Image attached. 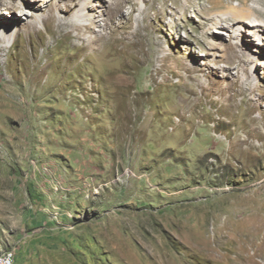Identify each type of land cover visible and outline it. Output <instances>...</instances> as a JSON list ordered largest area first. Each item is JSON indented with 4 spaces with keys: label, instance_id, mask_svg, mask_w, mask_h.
I'll list each match as a JSON object with an SVG mask.
<instances>
[{
    "label": "rangeland",
    "instance_id": "374dc122",
    "mask_svg": "<svg viewBox=\"0 0 264 264\" xmlns=\"http://www.w3.org/2000/svg\"><path fill=\"white\" fill-rule=\"evenodd\" d=\"M79 1L32 2L49 16ZM179 2L130 0L118 12L93 0L94 33H117L88 51L53 39L52 20L6 37L0 255L15 251V264H264V148L244 151L240 141L250 116L264 114V33L207 34L210 0L174 16ZM235 48L252 85L262 84V107L248 114L238 94L222 103L231 119L220 122L212 100L246 75L243 62L231 64Z\"/></svg>",
    "mask_w": 264,
    "mask_h": 264
},
{
    "label": "bare ground",
    "instance_id": "6f19581e",
    "mask_svg": "<svg viewBox=\"0 0 264 264\" xmlns=\"http://www.w3.org/2000/svg\"><path fill=\"white\" fill-rule=\"evenodd\" d=\"M32 1L31 0H0V20H5V15L7 14L9 15V12H11L12 10L14 12L15 9L16 10L18 9L17 15L16 14L13 15V19H15L16 24L13 25L12 23L11 26L5 25L3 27L4 31L3 33L0 34V36L2 35L0 37V46L4 45L6 37H14V36L17 37L22 33H32L38 27L39 23H42L43 26H48L49 20H52V22H54L55 24L53 39H58L59 37L63 39L79 40L81 42L80 47H82V49L85 51L94 48V46L103 38L107 37L109 33L111 34L117 33L116 28L113 30L111 29L109 32H106L104 34L94 33V29L91 24L93 22H91L90 24L88 23V21L89 22L94 21V19L96 18V15L94 13H91L92 11L91 8L92 6H94L93 0H81L71 5L69 3H71L73 0H69V3H65L63 5H57V8L54 11H52L49 16H39L37 12H39L40 6H38ZM129 1L130 0H110L111 5L115 6L118 12H122V9ZM180 1L181 2H179V8L177 7L174 10V13L172 12L174 16H176L181 12L184 13L185 15L186 14L188 15L190 13L189 10L190 7L195 8V5L192 4V0H180ZM233 1H237L238 3L234 5L232 4ZM210 2L212 3V6L205 14L207 20L204 24L207 34H210L212 26H218L223 30L231 31L233 34H235L234 36L238 38L239 36L242 35V32L247 33L249 31L251 32L250 34L253 36H256L258 32L264 33V0H210ZM146 9L141 10V12L144 13L145 17L149 18L148 10ZM195 12H197L196 8H195ZM159 15H160V10H157L155 12V15L153 16L154 17L153 19L154 20L158 19ZM20 16L22 17L31 16L34 21L25 26H20L19 24H17L18 21L22 20ZM107 25L108 23L106 22L104 28H106ZM238 27L243 29L245 28L246 30H239ZM214 31L219 32L218 30H214ZM122 36L124 37L123 34ZM262 39L264 40V36H262ZM138 46L139 45L135 46V48ZM240 48L242 50L244 49L243 46H241ZM244 58L246 59L247 56L245 54L239 55L238 51L235 48V50L233 51L231 64L234 65L235 63L239 64L243 62L247 67L246 75L242 81V84L237 89L227 88V89H219L217 91L219 97L216 101L212 100V102L215 103V105L217 106L216 112L219 114V116H225L223 112L225 114H227L226 111L230 112V110L229 109L227 110L226 107L222 105V103L230 100L231 102L234 103L235 101L234 99L238 94L244 96V98L248 101L249 103L248 114H253L256 111L261 110L262 106L260 104L258 105V99H256L255 97H256V90L260 86H262V84L257 83L255 86L252 85L251 80L255 77V73L248 69L249 66L248 61L244 60ZM34 81L35 80L32 79V82ZM197 104L199 103L197 102ZM227 115L225 116L227 119H224L225 117L224 118L220 117L219 118L220 122L223 120L226 121L230 120L231 117ZM250 117H251L249 118L250 123H253L254 126L251 127L248 131H245L246 132L245 137L240 140L243 143L244 151H246L245 149L248 148L249 150L264 148V142L261 144H256L254 141H252V139H258L261 142L264 140V132L261 131L256 126V124H258L260 121L264 123V114L263 116H261L262 118L260 119L252 116Z\"/></svg>",
    "mask_w": 264,
    "mask_h": 264
},
{
    "label": "built area",
    "instance_id": "2783aa9c",
    "mask_svg": "<svg viewBox=\"0 0 264 264\" xmlns=\"http://www.w3.org/2000/svg\"><path fill=\"white\" fill-rule=\"evenodd\" d=\"M16 256L15 251H7L0 255V264H15Z\"/></svg>",
    "mask_w": 264,
    "mask_h": 264
}]
</instances>
